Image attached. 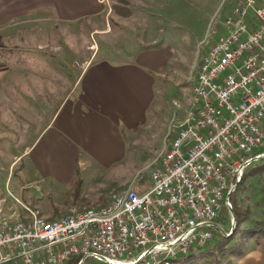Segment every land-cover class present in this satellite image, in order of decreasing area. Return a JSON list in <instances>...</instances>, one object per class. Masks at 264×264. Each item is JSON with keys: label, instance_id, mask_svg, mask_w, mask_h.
Segmentation results:
<instances>
[{"label": "built area", "instance_id": "2783aa9c", "mask_svg": "<svg viewBox=\"0 0 264 264\" xmlns=\"http://www.w3.org/2000/svg\"><path fill=\"white\" fill-rule=\"evenodd\" d=\"M222 25L193 66L194 101L155 158L150 183L57 217L28 205L21 217L0 213V264H66L78 253L111 264H173L208 243L244 162L264 152V0H238Z\"/></svg>", "mask_w": 264, "mask_h": 264}, {"label": "rangeland", "instance_id": "374dc122", "mask_svg": "<svg viewBox=\"0 0 264 264\" xmlns=\"http://www.w3.org/2000/svg\"><path fill=\"white\" fill-rule=\"evenodd\" d=\"M237 1L107 0L104 27L110 32L90 33L88 19L84 18L61 30L54 27L56 31L49 34L52 39L42 48L36 47L37 42L28 43L31 46L28 66L36 71L41 65L39 71L50 72L31 74V77L22 74V66H26V61L23 63L22 60L23 42H6L0 38V63L8 62L10 66L8 74L0 79L1 215L10 219L21 217L26 213L24 205H28L37 209V214L45 216L49 210V215L57 217L69 205L96 208L105 205L113 193L130 184L135 188L140 184L148 185L150 172L157 164L155 158L164 144L170 142L180 120L192 106L194 88L190 76L193 66L206 48L225 33L222 21ZM214 25L216 31L212 32ZM28 33L29 36L38 35L33 29ZM135 38L152 46L167 42L173 53L166 72L157 76L155 104L151 107L148 125L141 131L137 143L129 146L127 159L101 171H83L86 178L81 177V169H77L73 174L77 180L70 191L62 190L47 178L29 182L35 171L29 167L28 159H22L21 152L49 119L61 94L71 85L73 70L80 67L84 53L90 54V44L97 42L101 52L110 53L132 46ZM60 57H64L63 60L60 61ZM262 150L263 146L255 147L254 153ZM257 168L262 170L257 171ZM244 170L246 176L233 196L241 210L249 209L245 223H250L252 217L264 214V158L251 161ZM232 208L235 211L233 205ZM215 220L225 231H230L228 208ZM232 233L223 235L215 227L212 238L202 249L179 254L173 264H232L247 245V237L242 236L240 230ZM81 264L111 263L90 255Z\"/></svg>", "mask_w": 264, "mask_h": 264}, {"label": "crops", "instance_id": "0c3cea01", "mask_svg": "<svg viewBox=\"0 0 264 264\" xmlns=\"http://www.w3.org/2000/svg\"><path fill=\"white\" fill-rule=\"evenodd\" d=\"M105 5L101 0H0V38L23 42V75L48 74L46 69L39 71L41 65L38 72L28 66V43L37 42L36 47L42 48L52 39L49 34L56 31L54 27L61 30L84 18L88 19L90 33H108L111 30L104 27ZM31 29L38 33L37 37L28 35ZM133 42L123 51L110 53L101 52L96 42L94 53L90 49L89 55L84 53L80 67L73 70L71 85L21 152L22 159H28L29 167L35 171L29 182L47 178L62 190L70 191L77 180L73 177L77 169L86 178L83 171H101L127 159L129 146L137 143L148 125L155 104L157 76L166 72L173 53L167 42L156 46L137 38ZM9 70L8 62L0 63V79ZM45 213L52 217L51 211ZM232 264H264V235L247 237L245 249Z\"/></svg>", "mask_w": 264, "mask_h": 264}, {"label": "trees", "instance_id": "16d2710c", "mask_svg": "<svg viewBox=\"0 0 264 264\" xmlns=\"http://www.w3.org/2000/svg\"><path fill=\"white\" fill-rule=\"evenodd\" d=\"M262 167V166H261ZM263 168V167H262ZM262 168H257V171H261ZM247 171L244 170L237 186L230 194V201L232 202V205L235 209L236 213V228L232 234H234L237 230H240V234L244 237H249L251 235L257 234V235H264V214L262 216H259L258 218L251 219L250 223H245V221L248 219L249 216V209L245 208L244 210H241L236 204H235V198L233 196L234 191L238 188V185H240L245 176ZM223 236V235H222ZM83 256V253H78L71 257V259L68 260L66 264H77L79 259Z\"/></svg>", "mask_w": 264, "mask_h": 264}, {"label": "water", "instance_id": "95a60500", "mask_svg": "<svg viewBox=\"0 0 264 264\" xmlns=\"http://www.w3.org/2000/svg\"><path fill=\"white\" fill-rule=\"evenodd\" d=\"M261 158H264V152H261V153H258V154H255L253 157H250V158H248L245 162H244V165H248L251 161H254V160H258V159H261ZM238 184V183H237ZM237 184H235L232 188H230L229 189V191L227 192V208H228V210L230 211V214H231V227H230V231L229 232H227V231H225V229H223L222 227H221V225L220 224H218V223H216V222H212L211 224L213 225V226H215L216 228H218L219 229V231L223 234V235H230L233 231H234V229H235V226H236V213H235V211L233 210V208H232V203H231V201H230V199H229V195H230V193L233 191V189L237 186ZM87 256V253H85L82 257H81V259L78 261V264H81L83 261H84V259H85V257ZM98 257H100L101 259H103V260H105V261H107V262H113L111 259H109V258H107V257H105V256H102V255H98Z\"/></svg>", "mask_w": 264, "mask_h": 264}, {"label": "bare ground", "instance_id": "6f19581e", "mask_svg": "<svg viewBox=\"0 0 264 264\" xmlns=\"http://www.w3.org/2000/svg\"><path fill=\"white\" fill-rule=\"evenodd\" d=\"M197 64V61H196V63H195V65ZM192 75H193V71H192V73H191V76H190V78L192 77ZM193 91H194V89H193ZM193 101H194V94H193ZM73 206H71L68 210H67V212L72 208ZM77 208L78 209H85V208H81V207H79V206H77ZM66 212V213H67ZM65 213V214H66ZM38 215V214H37ZM38 216H41V215H38ZM203 248V247H202ZM202 248H199V249H202ZM191 250H187V251H185V252H183V253H181V254H187V253H189ZM179 255H175V256H173V262L175 261V260H177L179 257H178Z\"/></svg>", "mask_w": 264, "mask_h": 264}]
</instances>
